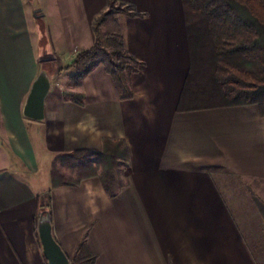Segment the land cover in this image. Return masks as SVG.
Returning a JSON list of instances; mask_svg holds the SVG:
<instances>
[{
  "label": "crops",
  "instance_id": "1",
  "mask_svg": "<svg viewBox=\"0 0 264 264\" xmlns=\"http://www.w3.org/2000/svg\"><path fill=\"white\" fill-rule=\"evenodd\" d=\"M117 2L139 14L117 12L116 29L102 26L121 32L139 62L130 99L101 64L79 86L66 69L93 46L107 0H0V264H47L36 231L43 207L70 263L84 241L94 264H264V117L257 105L185 94L192 55L181 0ZM44 67L51 90L34 122L22 108ZM107 142L123 153L113 196L98 175L51 186L56 156Z\"/></svg>",
  "mask_w": 264,
  "mask_h": 264
},
{
  "label": "trees",
  "instance_id": "2",
  "mask_svg": "<svg viewBox=\"0 0 264 264\" xmlns=\"http://www.w3.org/2000/svg\"><path fill=\"white\" fill-rule=\"evenodd\" d=\"M184 9L192 65L185 94L222 106L257 105L264 117V0H181ZM107 0L106 10L93 21L95 41L91 48L76 54L66 69L71 82L80 80L101 64L112 78L121 99H130L129 77L139 67L130 55L119 31L101 32L104 21L117 12L139 15L131 5ZM66 98L74 94L65 93ZM120 143L105 144L102 152L80 150L56 156L50 172L51 186H73L80 180L98 175L104 190L114 195L116 172L123 153ZM96 160L97 165H93ZM56 165L75 171L68 178L56 171ZM47 210L42 208L40 212ZM82 241L71 264H94Z\"/></svg>",
  "mask_w": 264,
  "mask_h": 264
},
{
  "label": "water",
  "instance_id": "3",
  "mask_svg": "<svg viewBox=\"0 0 264 264\" xmlns=\"http://www.w3.org/2000/svg\"><path fill=\"white\" fill-rule=\"evenodd\" d=\"M51 90V77L47 69L39 71L26 96L22 115L24 118L41 122L44 119L45 99ZM36 231L47 264H71L59 244L53 237L50 212H40L36 223Z\"/></svg>",
  "mask_w": 264,
  "mask_h": 264
},
{
  "label": "rangeland",
  "instance_id": "4",
  "mask_svg": "<svg viewBox=\"0 0 264 264\" xmlns=\"http://www.w3.org/2000/svg\"><path fill=\"white\" fill-rule=\"evenodd\" d=\"M116 4H119L118 2L116 3ZM115 14L116 13H114L113 15H111V16H109L105 21H104V23L102 24V26L104 25V24H106L107 25V30L106 31H108V30H113V29H116L117 27H118V24H117V22L116 21H114V19H115ZM102 26L100 27V30H101V32H102ZM105 31V32H106ZM45 68V67H44ZM43 68H41L40 70H42ZM48 70V69H47ZM62 78H61V80L59 81V83L62 85ZM65 88V87H64ZM63 91V93L65 94V93H70V92H68V91H66L65 89H63L62 90ZM96 160H92V163L93 164H95V165H97L96 163ZM50 164H51V160L49 161H43V163H41L40 165H39V170H38V174L36 175V179H37V181H38V185H39V187L40 188H42V189H44V188H46V186H47V181H48V173H49V170H50ZM122 164V161H120L119 162V165H121ZM56 171L59 173V174H64L66 177H68V178H72V179H75L76 178V173H75V171H72L71 169H69V168H67V167H61V166H59V165H56ZM258 191H259V194L264 198V188H260V189H258ZM44 192V191H43ZM43 192H41L40 194H41V200H42V202H41V204H42V206H43V204H45L46 203V201H47V197H48V193H43Z\"/></svg>",
  "mask_w": 264,
  "mask_h": 264
}]
</instances>
